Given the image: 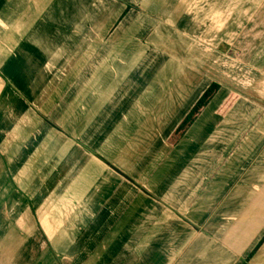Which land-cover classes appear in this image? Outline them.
<instances>
[{
	"label": "crops",
	"instance_id": "1",
	"mask_svg": "<svg viewBox=\"0 0 264 264\" xmlns=\"http://www.w3.org/2000/svg\"><path fill=\"white\" fill-rule=\"evenodd\" d=\"M227 2L0 0L4 261L264 264V7Z\"/></svg>",
	"mask_w": 264,
	"mask_h": 264
},
{
	"label": "trees",
	"instance_id": "2",
	"mask_svg": "<svg viewBox=\"0 0 264 264\" xmlns=\"http://www.w3.org/2000/svg\"><path fill=\"white\" fill-rule=\"evenodd\" d=\"M220 85L216 82H213L203 93L194 107L190 110V112L186 115L182 123L179 125L176 130L174 136L175 139L180 138L186 132V130L192 125V123L197 119L200 113L204 110V108L208 105V103L215 96L217 91L219 90ZM238 96L236 94H231L226 101L224 102L221 112L228 110L237 100Z\"/></svg>",
	"mask_w": 264,
	"mask_h": 264
},
{
	"label": "rangeland",
	"instance_id": "3",
	"mask_svg": "<svg viewBox=\"0 0 264 264\" xmlns=\"http://www.w3.org/2000/svg\"><path fill=\"white\" fill-rule=\"evenodd\" d=\"M201 1V0H200ZM202 1H204V0H202ZM206 1V0H205ZM233 2L231 3V5H228L229 4V2H227V8H228V10L229 9H233L234 11H240V10H243V9H245L246 8V6H242L241 4H242V2H241V0H232ZM259 3V6L257 5L258 3ZM250 3L251 4H253L254 6H248L247 7V9L248 10H250V12L252 11V8H253V11H252V13H254L256 10H255V8L257 9L258 7L260 8H262V7H264V0H250ZM261 4V5H260ZM225 7L226 6H222L221 7V9L222 10H224L225 9ZM227 17L226 16H224L223 18H222V20L224 21L225 19H226ZM239 24H242L241 22H238ZM239 32V31H238ZM222 48H225V47H223L222 46ZM256 120V119H255ZM253 125V124H252ZM254 125H255V123H254ZM0 264H8V261L5 259V261H4V259H2V256L0 255Z\"/></svg>",
	"mask_w": 264,
	"mask_h": 264
}]
</instances>
